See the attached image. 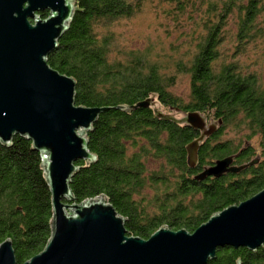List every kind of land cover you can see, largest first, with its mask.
Masks as SVG:
<instances>
[{
	"label": "trees",
	"instance_id": "16d2710c",
	"mask_svg": "<svg viewBox=\"0 0 264 264\" xmlns=\"http://www.w3.org/2000/svg\"><path fill=\"white\" fill-rule=\"evenodd\" d=\"M146 1L75 0L69 28L48 56L52 68L76 80L77 105L108 107L86 134L96 160L75 163L78 169L70 183L74 202L105 198L126 219L127 234L143 239L162 227L194 232L212 215L264 189V86L257 74L235 61L215 65L225 17L208 20L191 64L180 66L191 78L188 101L169 90L174 77L165 76L149 58L139 54L123 62L109 60L110 43L98 37L96 26L134 16ZM238 2L242 8L235 37L246 41L258 30L264 0H230L227 6ZM172 3L185 12L183 0ZM147 99L185 114L199 112L206 121L214 119L216 128L201 140V130L158 116L153 103L133 108ZM230 127L247 133L238 141L224 139ZM255 136L260 152L252 143ZM195 141L197 161L191 167L188 146ZM32 143L21 135L11 145L0 141V245L12 240L18 264L40 253L54 231L47 171ZM225 158H231L238 171L201 177ZM149 160L156 161L158 169L149 171ZM148 181L156 195L145 200L142 192ZM146 205L154 207L152 212ZM208 264H264V246L256 251L222 247Z\"/></svg>",
	"mask_w": 264,
	"mask_h": 264
},
{
	"label": "water",
	"instance_id": "95a60500",
	"mask_svg": "<svg viewBox=\"0 0 264 264\" xmlns=\"http://www.w3.org/2000/svg\"><path fill=\"white\" fill-rule=\"evenodd\" d=\"M75 0H0V141L25 136L43 157L52 192L54 231L46 247L23 264H208L222 247L264 246V189L212 215L194 232L162 227L150 238L127 234L126 219L105 199L76 203L70 183L79 160L93 162L87 133L108 107L75 102L76 80L48 63L75 12ZM49 12L39 18L38 12ZM153 99L135 105L148 107ZM154 103V102H153ZM210 135L199 112L183 119L155 111ZM199 143L188 146L190 166ZM232 159L216 161L201 177H219ZM0 264H18L11 239L0 245Z\"/></svg>",
	"mask_w": 264,
	"mask_h": 264
},
{
	"label": "rangeland",
	"instance_id": "374dc122",
	"mask_svg": "<svg viewBox=\"0 0 264 264\" xmlns=\"http://www.w3.org/2000/svg\"><path fill=\"white\" fill-rule=\"evenodd\" d=\"M183 1L187 5L183 13L176 9L172 0H147L136 15L97 25L98 37L106 38L110 43L109 60L123 62L129 60L132 55L139 54L149 58L165 76L174 77V84L169 90L184 101H188L191 94V78L186 69H180V66L184 64L188 68L191 64L206 34L208 20L217 19L218 16L217 20L225 17L223 22L225 36L215 65L235 61L244 71L257 74L264 86V15L258 18V30L254 37H249L246 41L238 40L235 34L239 31L241 2L233 3L229 7L227 4L230 0ZM38 15L40 19L43 18L39 12ZM153 108L176 119H183L186 116L185 113L164 106L158 101L153 103ZM207 124L216 126L217 122L207 118ZM246 133L247 130L241 131L230 127L224 139L233 138L238 141ZM252 143L258 152L262 150L258 136L252 139ZM148 169L149 171L158 169V163L149 160ZM147 183L142 192V198L145 200L153 199L156 195L154 185L152 186L149 181ZM155 183L158 184V181ZM146 208L150 212L154 209L149 205H146Z\"/></svg>",
	"mask_w": 264,
	"mask_h": 264
}]
</instances>
